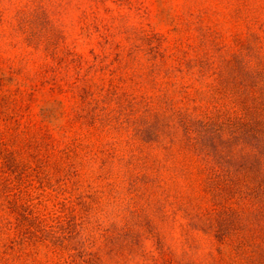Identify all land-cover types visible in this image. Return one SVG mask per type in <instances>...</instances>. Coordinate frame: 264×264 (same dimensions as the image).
I'll list each match as a JSON object with an SVG mask.
<instances>
[{"label": "rangeland", "instance_id": "obj_1", "mask_svg": "<svg viewBox=\"0 0 264 264\" xmlns=\"http://www.w3.org/2000/svg\"><path fill=\"white\" fill-rule=\"evenodd\" d=\"M0 264H264V0H0Z\"/></svg>", "mask_w": 264, "mask_h": 264}]
</instances>
